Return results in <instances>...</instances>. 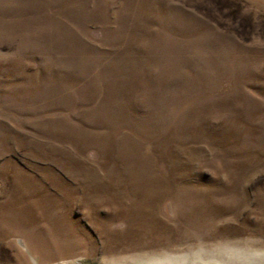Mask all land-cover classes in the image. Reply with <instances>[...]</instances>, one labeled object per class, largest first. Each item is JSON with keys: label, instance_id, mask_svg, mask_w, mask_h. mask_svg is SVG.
I'll return each instance as SVG.
<instances>
[{"label": "rangeland", "instance_id": "obj_1", "mask_svg": "<svg viewBox=\"0 0 264 264\" xmlns=\"http://www.w3.org/2000/svg\"><path fill=\"white\" fill-rule=\"evenodd\" d=\"M264 238V0H0V264H140Z\"/></svg>", "mask_w": 264, "mask_h": 264}, {"label": "clouds", "instance_id": "obj_2", "mask_svg": "<svg viewBox=\"0 0 264 264\" xmlns=\"http://www.w3.org/2000/svg\"><path fill=\"white\" fill-rule=\"evenodd\" d=\"M97 264H117L101 257ZM140 264H264V238L243 242L228 236L193 240L175 248L157 249L141 258Z\"/></svg>", "mask_w": 264, "mask_h": 264}]
</instances>
